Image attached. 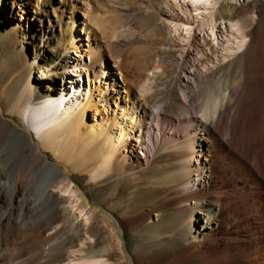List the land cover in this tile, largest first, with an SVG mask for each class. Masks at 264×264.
<instances>
[{"label": "bare ground", "instance_id": "1", "mask_svg": "<svg viewBox=\"0 0 264 264\" xmlns=\"http://www.w3.org/2000/svg\"><path fill=\"white\" fill-rule=\"evenodd\" d=\"M79 1L91 8L85 26L91 63L85 67L94 73L95 87L85 92L88 70L66 68L69 51L79 47L74 31ZM219 1H165L187 17L177 16L178 22L169 25L180 46L198 47L190 28L192 20L198 25L215 61L222 65L212 75L218 86L204 88L201 104H192L194 98L184 93L177 116L171 114L170 103L151 109L143 99L134 111L122 107L120 116L113 110L117 117L107 120L102 115L110 104L102 84L112 79L104 54L107 51L111 57L112 52L102 47L106 36L101 39L96 34H104L113 19L100 12L103 18L94 17L92 0H59L53 18L46 9L51 0L35 4L15 0L13 6L18 5L22 16L15 21L6 17L3 20L9 23L0 24V264H24L22 259L29 254L43 264H60L61 252L68 255V264H109L102 254L76 256L64 237L80 231L90 219L76 212L73 176L90 171L94 181L100 180L117 169L119 159L127 163L119 179L142 176L158 166L168 172L153 182L163 196L151 212L133 210L136 198L117 205L127 208L124 218L113 213L114 204L109 209L100 207L116 249L125 252L122 260L128 264H264V22L255 41L248 34L255 14L228 25L219 23L218 30ZM25 20L42 30L40 47L31 42L34 34L27 41ZM26 44L39 49L34 62L28 58ZM144 56L141 52L132 57L127 67L142 72L147 66ZM154 64L153 76L159 70L167 75L168 67ZM120 65L117 70L123 72ZM71 72L77 77L74 86L61 87ZM124 82L133 84L130 79ZM150 82L144 79L142 94L150 93ZM125 92L127 102H132V89ZM89 113L102 117V123L87 122ZM54 189L69 196L62 199ZM88 206L85 202L81 207ZM153 214L164 217L156 223ZM131 233L130 249L126 235ZM165 253L174 254L153 263Z\"/></svg>", "mask_w": 264, "mask_h": 264}, {"label": "rangeland", "instance_id": "2", "mask_svg": "<svg viewBox=\"0 0 264 264\" xmlns=\"http://www.w3.org/2000/svg\"><path fill=\"white\" fill-rule=\"evenodd\" d=\"M58 1L59 0H51L50 7L46 8L47 11L50 13V16H52V18H53L52 14L54 11L53 9L58 5ZM165 1L166 0H122V1L92 0V5H93L92 7H94L95 9L94 17H98L100 15L103 16L105 14L106 17L103 16L105 17V19H108V17L110 18L109 20L113 19L111 21L112 24L109 26L110 28L108 27L109 29H106L105 31V33H107L108 36L105 35V33L104 34L102 33V35L101 33L96 34V36L97 37L99 36V38H101L102 36H106L105 42L102 43V47L105 51L106 49L110 48L109 50L112 52L111 57L110 55H108L107 51L106 54H104L106 57V62L109 65L108 68L109 75L112 79L110 80L108 85H106L107 83L104 84L105 81H103L102 84V89L104 90V92H108V96H106V99L110 104L109 106L106 107L107 108L106 113L102 115V117L104 116V118H106L107 120L114 119L115 117H117L115 116L114 111H117V114L120 116L122 114L121 113L122 111H120L119 108L122 107H124L125 109L131 108V110L134 111L133 108L137 107L140 101L143 102V99H146L149 102V108L151 109H154L156 105L159 104L165 105L167 103H170L171 114L173 116H177L179 113V108L177 106V103L180 102L183 103L184 93L189 94L190 97L194 98V101L191 102L192 104H196V103L201 104L203 95H205L203 93L204 88L207 85H209L210 87L218 86V83L216 82L218 80L216 81L213 80L212 75L215 71L220 69L222 65L220 62L217 63L215 61L216 58L211 51L210 45L207 42H205V40L202 39L203 35L201 34V32L198 31V27H197L198 25H194L193 20L190 25V28L192 29V35L195 38L194 41L197 42L199 40L197 42L198 47L195 46L196 48L195 47L186 48L184 47V43L182 44L183 47L180 46V43L176 41L175 36L171 34L169 30V25L175 21H176L175 23H177L178 22L177 19L179 16L183 19L184 18L187 19V17H185V15H182L183 13L178 8L174 7L172 4L166 6ZM238 1L236 2H233L232 0L219 1V4L217 5L218 7L216 9V13H217L216 22L218 24L217 29L218 30L220 29L221 24L219 23H224L228 25L229 24L228 22L232 23L233 21L247 19L248 17H251L252 15L255 14L256 21L253 27L250 28L248 31L249 39L255 41L259 32V28L264 22V0H238ZM14 2L15 0H2V3H0L1 25L3 22L9 23L8 20H3L6 17H10V19L15 21V19H19L22 16L23 13L20 10V8H18V5H16L15 7L13 6ZM19 2L20 0H18L17 4H19ZM31 2L32 4H35L36 0H31ZM77 6L78 8L76 9V14H75L76 15L75 20L77 21V25L74 31L76 37L78 38L77 40L79 42V47H74L69 51L68 58L70 63L66 68L67 70L69 69V71H75L76 69H79V73H80L84 69H85L84 72L88 70L87 67H85V65H90L91 63L89 56L90 53L87 52L89 49H91L89 48L91 40L89 39L90 34L85 27L89 20L88 17L91 8L90 9L87 8L86 2H81V1L77 3ZM103 7L104 9H102ZM32 10L34 9L30 6V11ZM104 10L105 12H103ZM98 12H100V15ZM122 12H126V13H124L125 18L121 20L120 18L123 15ZM67 21L68 20H66V22ZM115 22L117 23L115 24ZM124 23L128 25L124 27ZM33 25L35 24L32 23V25H30L25 20L23 30L25 34L27 32H28L27 34H29L27 41L31 40L29 39V37L31 36V34H34L33 37L34 39H32L31 42H33L35 46L37 45L40 47L41 45L40 38L42 36V30L37 26L36 29H33ZM116 26H118V28H120L121 30L122 28L124 29L121 32V30L117 29ZM194 26H196L195 27L196 29L193 28ZM114 28H116L117 31L119 30L117 32L118 35L116 37L119 40L112 37L114 30H116ZM57 31L58 34H60L59 28H57ZM193 33H195V35ZM91 36L93 37V35ZM93 38H95V36ZM111 39L113 41L114 40L116 41L113 42ZM26 46L30 47V51L28 52V58L30 59L31 62H34L33 60L35 57V51L37 53L39 49L35 47L33 48V46H31L30 44H26ZM130 50L134 53H132ZM140 51L146 55L144 56V59L148 57L147 58L148 61L145 59L147 64V66L145 67L146 68L149 67L147 69L145 67L142 68V72H139V70L136 69L135 67L133 68L127 67L128 63H130V59L132 57L134 58L137 55H140L141 53ZM115 57H118L119 60H115ZM115 61L117 63H115ZM155 62H158L157 66L160 65L161 67L163 66L168 67L167 75L164 74L163 70H159L156 76H153L151 74L156 65L154 64ZM192 62H194V64L193 67L190 68V63ZM120 64L122 65L123 72L117 70L116 65L119 66ZM150 68L151 71H149ZM89 74H90V82L88 80ZM39 76L40 75H36V78H39ZM86 77H87L85 80L86 88L85 89L83 88L82 92H85L86 90L88 91L91 85L93 88L95 87L94 73L88 70ZM148 77L151 79V82L149 83L151 91L148 94H142L143 92L139 91L141 87L140 85H143L144 79L148 80L149 79ZM75 79H77V77L75 76V74H72L71 72L70 74H67V80L64 83L61 82L60 85L62 87V84H64V88L67 89L71 88V86H74V84L72 85L71 83ZM125 79H130V81L133 80V84L127 86L126 83L124 82ZM96 82L98 83V80ZM98 86H100L99 83ZM126 88L127 89L130 88L133 91L131 95L132 102H127V98H126L127 94L125 92ZM53 98H57V97H53ZM134 102L136 103L135 106H134ZM102 117L94 113H89L88 119H86V121L89 123H95L94 119H96L97 123H102L101 120ZM49 155L51 156V158H53L54 161L56 160L52 153H49ZM126 165L127 163L125 159H119L117 162V169L113 170L111 172L112 174H108L107 177H104L97 181H94L92 179V172L90 171H86V172L78 171L73 176V180H74L73 191L75 192L74 197L78 203V205L76 204L78 206L76 212L82 214L84 213L86 217H90L91 219V220L89 219L90 222L88 221L89 224L87 223V225L83 227L80 231H78L77 233H66L64 237L65 239L67 238L68 240V244H69L68 246H73L71 250H73L74 252L76 251L75 252L76 256H85V255L94 256V255L102 254V255H106L109 264H124V263L128 264L126 260H122V255H125V252L120 253L114 245L115 243L113 242L114 241L112 239L113 237L110 234L109 228L107 227L106 223H104V215H103L104 213L101 211L100 207H104L106 205V208L109 209L114 204V207H116V209H114L115 211L113 210V213H115L119 217L124 218V213L126 212L127 208L125 207L117 208L118 207L117 205L123 203V201L129 202V200L136 198V202H132L133 210H136L138 207L139 213L151 212L156 205L160 204L161 197L163 196V194L158 192V190L153 186V182L156 178L167 177L168 172L163 171L162 166H158L154 170H151L148 173L143 174L142 176H136V177L128 178L126 180L119 179L121 171ZM77 188L81 193L84 194V197L78 195ZM52 191L56 196H59L62 199H65V197L67 198L69 196L67 193L61 191L60 189L59 190L54 189ZM85 202L86 203L88 202L89 206L86 208L81 207L82 205H84ZM163 214L160 217H156L155 216L156 214H153L154 216H152V220H154L156 223H160L164 217ZM80 221L82 222V220ZM46 235L50 236L51 232H48ZM126 236H127L129 248L131 249L132 248L131 239L133 238V234L131 233L130 236L129 234ZM77 251L80 253H78ZM171 254L170 253L160 254L157 257L159 259L156 258V260L153 263L162 262L167 257L171 258L169 256L173 257L174 253ZM29 255H26L22 259L23 261L25 260L27 264H43V262H41L43 261L41 258H40L41 260H38V258L34 257L33 254H29ZM58 255H59L58 256L59 262H61L60 264L69 263V257L67 254L61 252ZM192 264H200V263H192Z\"/></svg>", "mask_w": 264, "mask_h": 264}, {"label": "snow or ice", "instance_id": "3", "mask_svg": "<svg viewBox=\"0 0 264 264\" xmlns=\"http://www.w3.org/2000/svg\"><path fill=\"white\" fill-rule=\"evenodd\" d=\"M193 2L198 3V2H202V0H193Z\"/></svg>", "mask_w": 264, "mask_h": 264}]
</instances>
